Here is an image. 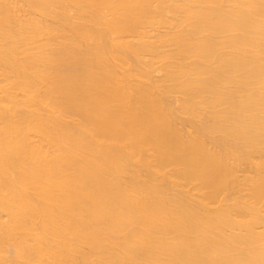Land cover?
Wrapping results in <instances>:
<instances>
[{"label": "bare ground", "instance_id": "bare-ground-1", "mask_svg": "<svg viewBox=\"0 0 264 264\" xmlns=\"http://www.w3.org/2000/svg\"><path fill=\"white\" fill-rule=\"evenodd\" d=\"M0 264H264V0H0Z\"/></svg>", "mask_w": 264, "mask_h": 264}, {"label": "rangeland", "instance_id": "rangeland-1", "mask_svg": "<svg viewBox=\"0 0 264 264\" xmlns=\"http://www.w3.org/2000/svg\"><path fill=\"white\" fill-rule=\"evenodd\" d=\"M145 59L148 60V57L146 56ZM154 74L156 76H159L160 75V73H158V72H154ZM175 96L176 95L173 94L170 97V101L172 102V105H174V106L177 104L176 101L174 100V97ZM252 173H253L252 166L250 164H246L245 163V164H242L240 166L239 170L237 171V176L236 177H238L241 180V182H243L244 179H245V176L246 175H250ZM184 188L189 193L195 192V189L192 188L191 184L186 185ZM247 192L248 191H247V189L245 187L240 191V193L242 195H245V196H247ZM231 196L232 195H230V193L229 194H221L220 197H219V199H218V201H216L215 203H213V206L214 205H220V204H223L225 202H231V201H233V198ZM229 197H231V198H229Z\"/></svg>", "mask_w": 264, "mask_h": 264}]
</instances>
